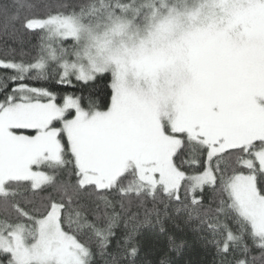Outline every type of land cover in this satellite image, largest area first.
Wrapping results in <instances>:
<instances>
[{
    "label": "snow or ice",
    "instance_id": "snow-or-ice-1",
    "mask_svg": "<svg viewBox=\"0 0 264 264\" xmlns=\"http://www.w3.org/2000/svg\"><path fill=\"white\" fill-rule=\"evenodd\" d=\"M0 36V264H174L189 230L264 264V0H0Z\"/></svg>",
    "mask_w": 264,
    "mask_h": 264
},
{
    "label": "trees",
    "instance_id": "trees-1",
    "mask_svg": "<svg viewBox=\"0 0 264 264\" xmlns=\"http://www.w3.org/2000/svg\"><path fill=\"white\" fill-rule=\"evenodd\" d=\"M66 2H71V0H66ZM11 46L16 47L17 45L12 44ZM2 47L3 37L0 36V48ZM24 51H29V48L25 47ZM53 87L59 93H75L79 95L81 92L79 85L73 88L54 84ZM175 235L184 240L185 247L183 250H181V252L171 254V258L174 261V264H213V249L210 247H204L200 242L199 237L195 233L189 230L183 233L177 232L175 233ZM163 244L164 241L161 238L160 246H163ZM157 252L158 248L152 241L146 243L145 251L142 253V264H155V261L157 259Z\"/></svg>",
    "mask_w": 264,
    "mask_h": 264
}]
</instances>
